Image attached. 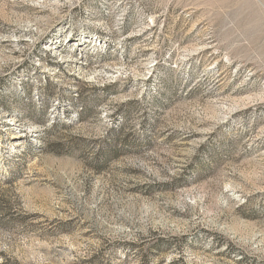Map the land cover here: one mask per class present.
<instances>
[{
	"label": "rangeland",
	"instance_id": "rangeland-1",
	"mask_svg": "<svg viewBox=\"0 0 264 264\" xmlns=\"http://www.w3.org/2000/svg\"><path fill=\"white\" fill-rule=\"evenodd\" d=\"M0 264H264V0H0Z\"/></svg>",
	"mask_w": 264,
	"mask_h": 264
},
{
	"label": "bare ground",
	"instance_id": "bare-ground-1",
	"mask_svg": "<svg viewBox=\"0 0 264 264\" xmlns=\"http://www.w3.org/2000/svg\"><path fill=\"white\" fill-rule=\"evenodd\" d=\"M46 50H48V49H46ZM46 50H45V51H46Z\"/></svg>",
	"mask_w": 264,
	"mask_h": 264
}]
</instances>
